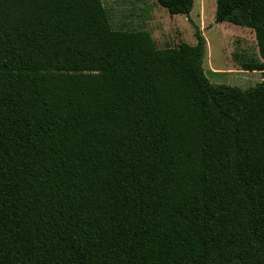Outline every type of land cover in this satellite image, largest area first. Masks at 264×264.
<instances>
[{
	"label": "trees",
	"instance_id": "trees-1",
	"mask_svg": "<svg viewBox=\"0 0 264 264\" xmlns=\"http://www.w3.org/2000/svg\"><path fill=\"white\" fill-rule=\"evenodd\" d=\"M215 23L255 32V87L209 81L193 23L160 49L102 0H0V264H264V0Z\"/></svg>",
	"mask_w": 264,
	"mask_h": 264
},
{
	"label": "rangeland",
	"instance_id": "rangeland-1",
	"mask_svg": "<svg viewBox=\"0 0 264 264\" xmlns=\"http://www.w3.org/2000/svg\"><path fill=\"white\" fill-rule=\"evenodd\" d=\"M102 1L115 29L147 31L160 49L176 47L182 42L195 45L193 24L199 27L207 43L203 68L211 83L249 89L262 81L260 73L238 74L235 56L255 55L256 41L241 27L215 23L217 0H196L191 13L193 24L185 16H171L157 0Z\"/></svg>",
	"mask_w": 264,
	"mask_h": 264
},
{
	"label": "crops",
	"instance_id": "crops-1",
	"mask_svg": "<svg viewBox=\"0 0 264 264\" xmlns=\"http://www.w3.org/2000/svg\"><path fill=\"white\" fill-rule=\"evenodd\" d=\"M196 1V0H195ZM203 4H204V2H203ZM204 6H205V4H204ZM239 27V26H238ZM242 29H244V30H247L248 31V33L251 35V37H253L254 39H255V41H256V36H255V32L252 30V29H248V28H243V27H241ZM243 30V31H244ZM235 67V66H234ZM214 70H216V71H222V70H219V69H214ZM236 70L237 71H240V72H238V74H243V75H245V74H247L248 72H250V71H244V70H242L241 69V67L239 66V65H237L236 66ZM254 72H256V73H260V72H258V71H254ZM232 74V73H231ZM261 74V73H260ZM262 75V74H261ZM261 82V81H260Z\"/></svg>",
	"mask_w": 264,
	"mask_h": 264
}]
</instances>
